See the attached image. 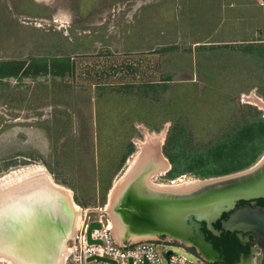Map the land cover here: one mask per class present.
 <instances>
[{"label":"rangeland","instance_id":"obj_1","mask_svg":"<svg viewBox=\"0 0 264 264\" xmlns=\"http://www.w3.org/2000/svg\"><path fill=\"white\" fill-rule=\"evenodd\" d=\"M186 1L192 4L194 2L196 4L201 2L205 4L207 0ZM186 1L183 4H186ZM151 2L152 0H0V181L9 175L20 173L27 169L44 167L45 162L42 161L43 159L41 160L42 157H45L48 161L50 160V163L56 167L54 171L57 174L61 172L60 175H63L64 180L77 181L73 178L75 174L74 170H71L70 162L61 160V163H57L54 161L53 156L57 157L58 153L63 152L61 145L63 141L57 142L56 139L52 141L48 137V129L45 130L46 133L43 132V121H39L46 120L45 118H49L56 110L50 103L56 101L57 98L60 100V98L68 99L69 97L72 104L75 102L78 104L77 107L72 108V111H70L73 112L70 115L76 120L74 125L76 128L73 130V135L79 134L78 138H72L73 136L69 135L72 138L71 140H77L72 145L71 151L76 153L77 150H80L82 162H84L86 155L91 160L95 158L98 162L101 154L103 162L105 158L103 154H106L103 149V142L112 144V150H114L112 163L116 160L111 166L112 175L107 170L108 167L104 166V162L101 166L103 169V181L108 183L110 175L112 177L110 186V190H112L116 180L124 174V171L126 173L130 157L132 159L139 152L141 142L145 144L152 139L151 135L160 136L165 134L164 141L160 144L161 152L164 154L163 147L172 128L170 127L172 123H165L160 130H155L143 120L131 122L132 118L137 117H146L153 122L158 118L142 109L141 106H136V113L126 118L128 125L122 129L119 125L120 120H123L122 114L117 115L112 111L110 112L111 115L103 114L102 111L108 108L106 100H102L98 95L100 92L99 88H123L128 85L139 86V84L152 81L168 80L172 78V76L170 77L172 63H174V66H178L181 71L176 77L179 81L170 83L171 87H177L178 89V86L183 81H190L196 84L193 91L196 95L203 96L216 92L214 101L218 104L223 103L219 101L220 98L218 96L221 94L219 91L229 89L232 92L234 91L231 93L236 103L244 106L243 111L236 115V118L241 120L239 123L250 121L254 118L252 114L257 111L261 112L260 115L264 117V112L259 106L248 98L254 94L264 100V44H246L244 42L235 44L217 43L208 34L205 35L209 31V27L204 25V23L203 26L202 23H198L197 28L200 30L192 26L187 27L186 32L182 31L183 34L179 36L178 43H171L169 40L168 42L164 41L163 46H169L170 43L182 48L179 57L171 61L168 57L165 59L160 57L161 59H159L153 55L152 58L154 59L152 60L149 56L151 52L138 45L140 43H138L139 37L131 35L137 30L134 24L141 22L143 26L144 22L150 17L149 14L155 11L166 13L167 16L169 14L168 21H158V25H166L168 24L167 22L173 23L176 10L179 9L177 11L180 12L183 9L179 5V8L175 7L171 2L167 6H164V3L152 5L150 4ZM207 4H210V2ZM184 7L186 6L184 5ZM194 14L198 13L194 12ZM137 27L139 28V26ZM229 27L224 26L220 28L219 32H227ZM129 36L130 39L128 38ZM165 38L174 39L173 41H175V33L174 36L172 34H169V37L165 35ZM202 39L205 42L194 44L197 40ZM250 46H253V48L251 49ZM57 57L70 58L72 69L68 70L64 76L54 75L53 68H49L47 74L40 71L34 75L31 68L28 75L25 72L18 77H4L7 76L6 70H13V67L6 65L5 62L19 61L26 62L27 65L34 63V61L36 64L45 61L51 63ZM198 65L203 67L202 72L204 73L211 69H214V71L219 70V72H214L216 77L211 82L202 80L199 75L197 79L190 70L196 71ZM210 88H215V90H208ZM172 91L174 90L171 89L168 94H163L158 90L156 94L148 89V93H141L140 90L134 88L132 94H139L143 99L145 97L149 100L148 102L154 103L157 100L161 103L163 99L172 96ZM137 99L140 100L139 98ZM117 102L121 103L120 100ZM94 109L98 111L97 120L92 117ZM112 109L115 111L117 106ZM243 113L246 114L245 118L242 115ZM100 120H103V122L107 121L109 124L112 122L113 124V127H105L109 130L111 137L108 140L105 139L108 138L105 137L108 136V133L103 132L102 143L99 146L101 151L96 143L89 142L90 138L88 139V137L90 136L86 131L89 127L91 128V121L97 123L96 129H98ZM47 125L49 126V122L46 123ZM55 126V123L52 122L51 128L53 129ZM77 126L80 127L78 128ZM116 128L123 130L124 134L121 135L118 130L115 131ZM84 131L86 132V138H80V136H83L82 133ZM102 131H104V126ZM129 132H132L133 136L126 140ZM222 133L223 131L216 134L220 135ZM213 138L202 139L197 136L194 143L198 145L207 144ZM132 146L134 151L130 152ZM51 150L52 156L48 155ZM118 153H120L121 158ZM263 156L264 153L253 165ZM124 157L126 159L123 166L119 171H116ZM146 165V168L140 171L143 173L142 176H144L145 182L148 181V173L154 170L152 164ZM47 171L49 172L48 169ZM49 173L52 179L60 184L58 179L62 177L60 176L59 178L55 176L57 174ZM168 173L163 176L158 175L154 179L155 182H184L191 178H198L191 174L170 178L167 176ZM263 178L264 175L257 180L260 181L257 186L262 184ZM110 190L104 195L103 201L100 194H98L100 201L98 202L97 195L96 202L91 203L89 208H105L110 202L111 206L107 207V213L111 220L116 223L117 230L120 232H122L121 230L131 232L151 229H140L143 225L128 218L126 212V210L128 211V204L124 196L125 190L122 191L123 193L119 200H116L115 197L112 201L110 200ZM81 196L85 199H91V193L84 190L83 192L81 191ZM79 206L82 209H86L84 205ZM122 210H125V212L120 219V211L122 213ZM159 234H169L167 237H170L173 233L157 232L156 235H153L155 237L144 240L161 238L158 237ZM182 239L180 238L181 241H183ZM124 240L127 239H122V241ZM130 240L135 241L133 239ZM186 243L192 245L193 250L197 249L199 252L202 250L198 243L191 241ZM68 244L69 241L67 242ZM167 246V249H171L175 253L184 255L192 260L196 259L197 254L193 250L185 252L182 248H178L181 246L178 243L170 242L167 243ZM190 251L193 256L189 254ZM201 252L204 251L202 250ZM204 254L209 255L206 252ZM256 255L249 259L250 264H261L262 256ZM0 264L7 263L0 261Z\"/></svg>","mask_w":264,"mask_h":264},{"label":"trees","instance_id":"obj_2","mask_svg":"<svg viewBox=\"0 0 264 264\" xmlns=\"http://www.w3.org/2000/svg\"><path fill=\"white\" fill-rule=\"evenodd\" d=\"M55 60V62L52 61L51 63L45 61L38 64L34 61V63L32 62L28 65L26 62L19 61L5 62L6 65L13 67V70H6L7 76L4 77H18L20 74L25 72V74L28 75L31 68L33 69L34 75L40 71L47 74L49 68H53L54 75L64 76L68 70L72 69L70 58L57 57ZM202 68L203 67L198 65V69H196L198 75L201 76L202 80L210 82L214 77H216L214 72H219V70L214 71V69H206L209 71L204 73L202 72ZM162 82L163 83L157 84H141L139 86L128 85L123 88L101 87L99 88L100 92L98 95L102 100L105 99L107 102L106 106L108 109L102 111L104 115H111V111L117 115H123V120L121 119L119 122L122 129L128 125L126 118H129L130 115L136 113V106H141L142 109L148 111L153 116H157L158 118L155 122H153L146 117H137L132 118L131 122L135 119L143 120L155 130H160L166 122L172 123L170 125L172 128L168 133L166 143L163 147L164 155L168 158L172 165V168L167 175L168 177L176 178L184 174H191L195 177L205 179L228 175L253 166V164L264 153V117L260 115L261 112L257 111L252 114L254 118L250 121H243L242 123H239L241 120L236 118V115L243 111L244 106L236 103L232 94L234 91L232 92L229 89H221L222 91H219L221 94H219L218 97L220 98L219 101L223 102L222 104H218L214 101L216 98V92L203 96L196 95L193 92L196 84H193L190 81L182 82V84L178 86V89L173 88L172 90L174 91H172V96L163 99L161 103L157 100L154 103L148 102L149 100L145 97L143 99L139 94H132V90L134 88L140 90L141 93H148L147 90L149 89V91L155 92L156 94L158 93V90H160L163 94H168V92L171 91V86L164 81ZM208 90H215V88H210ZM118 100H120L121 103H118ZM116 106L117 109L114 111L112 108H116ZM242 115L245 118L246 114L243 113ZM103 126L104 131H102ZM105 127H113L112 122L109 124L107 121H99L97 129L99 141L97 144L98 148L102 143L101 139H103V132L108 133V136H105L108 138L105 139L108 140L110 139L109 137H111L109 130ZM117 130L121 133V135L124 134L123 130L116 128L115 131ZM221 131H223L222 134H216ZM131 136H133V133L129 132L126 140H129ZM197 136L202 139L211 137L214 138L207 144L198 145L197 143H194ZM103 145V149L106 151V154H103V156H105L103 161L104 166L108 167L107 170L112 175L111 166L116 161L115 160L114 163H112L114 157V150H112L113 145L106 143L105 141L103 142ZM99 150L101 151L100 148ZM133 151L132 146L130 152ZM118 154L120 157V153ZM125 159L126 157L123 158L121 164L117 168L118 170L115 169L116 171L121 169ZM103 162L100 154V161L98 163L97 170L98 181H96V183L99 184L101 189L100 196L102 197V201L104 200V195L107 194L111 185V175L107 184L103 181V169L101 167ZM89 188L90 187L83 189L88 193L94 194ZM74 200L78 204L86 206V203H83L77 195L74 196ZM262 201L264 202V200ZM241 205H246V202L242 200ZM226 217L227 213L223 215V218ZM214 227L219 231L222 229L220 220L214 223ZM202 232L206 235L207 240H213L217 247L223 246L225 248V252H227V250L232 252L234 255L232 256L234 258L228 259V262L230 263L232 260L238 259L240 253L243 252L242 250H245L241 242L235 237L236 234L234 233L221 230V236L217 237V235L209 230L205 224H203Z\"/></svg>","mask_w":264,"mask_h":264},{"label":"bare ground","instance_id":"obj_3","mask_svg":"<svg viewBox=\"0 0 264 264\" xmlns=\"http://www.w3.org/2000/svg\"><path fill=\"white\" fill-rule=\"evenodd\" d=\"M248 98L264 112V100L261 97L252 94ZM151 137L152 139L148 140V143L146 142L147 144L141 142L139 152L132 159L130 157L126 173L124 171V174L116 180L112 190H110L111 201L115 197L116 200L120 199L124 187L127 186L136 174L146 168V164H152L154 166V170L148 173L149 175L147 174V180L151 186V191L156 194L186 192L198 186L200 181L198 178H191L184 182H155L154 179L158 175L163 176L167 174L172 166L160 148L165 134L160 136L155 134L151 135ZM263 164L264 156L253 165L254 168L251 170L259 168ZM49 172L45 166L35 167L9 175L0 181V213H2L0 219L5 220L3 218L5 215H3V212H11L8 216L9 220H7L10 227L7 228L4 226V222L0 224V261H3V263L67 264V259L70 254V246L69 244L67 245V241L69 238L74 237L82 222V210L74 200L73 191L69 187L56 183ZM262 187H264V178L260 186H255V188ZM110 206L111 203L109 202L107 207L109 208ZM124 212L125 210H122V213L120 211V219L123 217ZM45 220L48 221L43 223ZM52 220L55 223L49 222ZM111 224L114 233L116 232V236L119 237V241H122V239L144 240L155 237L153 235H156L157 232L172 233L166 228L150 225H143L142 228L139 227L140 229L151 228L149 230H135L131 232L121 230L122 232H120L117 230V225L114 221ZM35 227H40L45 231L44 235L48 239L47 244L51 242L55 246L53 250L48 249L47 244H45L44 250L41 248L43 244L38 248L36 246L38 239H36L37 243L33 246L30 242L25 241L26 236H20L18 233L19 230L23 231L27 229L25 231H29ZM62 231L64 232L63 235L61 234ZM31 236L35 237L33 234ZM59 236L62 238H59ZM170 238H183L182 240L184 242L187 240L196 244L198 243V246L206 254L210 255L208 246L199 242L193 230L187 233L173 232Z\"/></svg>","mask_w":264,"mask_h":264},{"label":"crops","instance_id":"obj_4","mask_svg":"<svg viewBox=\"0 0 264 264\" xmlns=\"http://www.w3.org/2000/svg\"><path fill=\"white\" fill-rule=\"evenodd\" d=\"M186 1V0H185ZM184 0H152L150 4L152 5H160L161 3L165 6L171 2L175 7L178 5L182 7L183 10L177 9L175 12V17L173 20V23L167 22L168 24L161 26L158 25V21L165 22L169 19L166 13H163L161 11H155L152 12L150 17L144 22V25L142 26L141 22H137L134 24V27L137 29L133 35V37L138 36V45L143 47V49L148 50L150 53V57L153 60V55L159 59L163 58L165 59L168 57V59H171V61L179 57L182 48L180 46H176L174 44H170L169 46H163L164 41L168 40L171 43H178L179 36L182 35V31L186 32L187 27H194L197 30L198 29V23H203L204 25H207L209 27V31L206 34L210 36V38L214 39V42L217 43H246V44H264V2L262 0H207L205 4L201 3H195L192 4L191 2H187L186 4H183L185 2ZM210 4H207L209 3ZM147 4V5H150ZM192 6L189 7L188 6ZM184 5L186 7H184ZM179 8V7H178ZM186 8L188 9L186 11ZM194 12H197L198 14H194ZM179 15V16H178ZM179 17V18H178ZM198 17V19H197ZM177 19V21H176ZM197 19V20H196ZM230 22V23H228ZM139 26V28L137 27ZM141 26V27H140ZM224 26H230L227 30V32H219L220 28H223ZM142 27H144L142 29ZM175 33V41L174 39L165 38V35L169 37V34H172L174 36ZM199 33V32H198ZM200 34V33H199ZM204 35V34H203ZM130 39V36L128 37ZM207 41V40H206ZM205 42L202 40H197L194 44ZM137 45V46H138ZM171 45V46H170ZM252 49L253 46H250ZM131 49V48H130ZM129 49V50H130ZM157 52V53H154ZM169 55V56H168ZM161 57V58H160ZM172 67L170 69V77L172 78L168 80H164V82L170 84L174 83L175 81H179L178 78H176L179 75V72L181 71L178 66H174V63L171 64ZM191 73L198 79V72L190 70ZM50 73V72H49ZM184 82V81H183ZM149 83H163L162 81H155V82H149ZM147 84V83H145ZM141 85V84H139ZM70 88V86H68ZM177 88V87H174ZM173 89V87H171ZM71 99L67 98H57L56 101L53 103H50L53 108L56 110L52 115L49 116V118H45L46 120H39L43 121L44 128L43 132L46 133L45 130L48 129V137L52 139H56L57 142L60 140L63 141L62 148L63 152H60L57 154V157L53 156L54 161L57 163H61V160H65L67 162H70V165L72 166L71 170H74L75 178L77 181H68L64 180L63 175H60L61 172L58 174L56 171V167L50 163V160H46L45 157H42L41 160L44 161L46 168L52 172L51 174H57L56 177L60 176L62 178L58 179L60 181V185L69 187L73 193L74 196H78L80 200H82L83 203H86L84 208H89L91 203L96 202V196L100 194V187L99 184L96 183L98 181L97 177V170H98V163L93 158L91 160L90 157L86 155V158H84V162L81 157L80 150H77L75 153L74 151H71L72 145L76 143L75 140H71L72 138H78L79 134L73 135V130L76 128L74 125L76 123V120L70 115L73 112L72 108L77 107V102L71 103ZM55 105V106H54ZM58 106V107H56ZM41 108V107H39ZM76 109V108H75ZM98 111L97 109H94V114L92 117L95 119L97 118ZM96 116V117H95ZM41 118V117H39ZM97 120V119H96ZM136 120V119H135ZM49 122V126H46V123ZM52 122L55 123V128H51ZM41 123V122H40ZM170 123V122H166ZM74 126V127H73ZM97 123L91 121V128L87 129V133H89L88 139L89 142H92L93 144H98V138H97V129H96ZM78 128L80 126H77ZM134 129V128H133ZM80 132V131H79ZM72 135L73 137L71 138ZM83 136H80V138H86V132L84 131L82 133ZM85 135V137H84ZM54 145V144H53ZM50 156H52V150L48 152ZM51 158V157H50ZM45 159V160H44ZM112 179V177L110 178ZM92 181V182H91ZM90 182V183H89ZM89 183V184H88ZM107 184V183H106ZM105 184V185H106ZM111 186V185H110ZM93 191L94 194H91V199H84V197L81 196V191L83 192V188H88ZM111 188V187H110ZM74 189V190H73ZM110 190V189H109ZM85 191V190H84ZM98 202L100 201L99 195L97 198ZM80 205V204H79Z\"/></svg>","mask_w":264,"mask_h":264},{"label":"water","instance_id":"obj_5","mask_svg":"<svg viewBox=\"0 0 264 264\" xmlns=\"http://www.w3.org/2000/svg\"><path fill=\"white\" fill-rule=\"evenodd\" d=\"M262 1L264 2V0ZM253 168L254 166H251L228 175L200 179L197 187L186 192L162 194L152 192L151 186L148 181H144L143 173L140 172L123 189L128 204L127 216L130 220L141 225L166 228L172 233H187L193 230L199 242L210 248V243L202 232L201 223L204 222L209 230L219 234L220 231L214 227V223L220 220L221 230L231 233H253L260 246L257 252L262 253L261 264H264V206L238 205L242 200L264 197V187L255 188L260 183L257 180L264 173V164L251 170ZM10 213L3 212L5 220L0 219V224L4 222V226L7 228L10 227L7 223ZM226 213L227 217L223 218ZM30 222L32 223L31 218ZM49 222L55 223L53 220ZM101 227L102 224L98 221L90 224L88 229L90 244L95 243L91 238L92 231ZM25 230L27 229L19 230V235L26 236L25 241L30 242L33 246L38 239L36 246L40 248V245L43 244L41 248L44 250L48 241L44 235L45 231L40 227L29 231ZM32 234L35 237H32ZM61 234L63 235L64 232L62 231ZM59 238L62 237L59 236ZM47 245L48 249L53 250L55 247L51 242Z\"/></svg>","mask_w":264,"mask_h":264},{"label":"built area","instance_id":"obj_6","mask_svg":"<svg viewBox=\"0 0 264 264\" xmlns=\"http://www.w3.org/2000/svg\"><path fill=\"white\" fill-rule=\"evenodd\" d=\"M81 210L82 222L74 237L69 240L70 254L67 264H214L197 249L193 250L192 245L178 238L119 241L111 224L113 220L107 213V206L105 208H81ZM94 221L100 222L102 227L92 231L91 238L95 243L90 244L88 229ZM170 242L178 243L181 245L178 248H182L185 252L193 250L197 254L196 259H189L167 249V243ZM189 254L193 256L191 251ZM257 254L262 256V253L257 252ZM91 258L93 259L90 260Z\"/></svg>","mask_w":264,"mask_h":264},{"label":"flooded vegetation","instance_id":"obj_7","mask_svg":"<svg viewBox=\"0 0 264 264\" xmlns=\"http://www.w3.org/2000/svg\"><path fill=\"white\" fill-rule=\"evenodd\" d=\"M264 200V197H260V198H256V199H251V200H243L246 202V205L248 204H252V205H264V202L262 201ZM240 201L238 203V205H241ZM202 224V228H203V224H205L204 222L201 223ZM206 225V224H205ZM221 230L219 234H215L217 235V237L221 236ZM236 234L235 237L241 242V244L243 245V248L245 250H242L243 252L240 253V255L238 256V259H234L232 260V262H228V259L230 258H234L232 252L230 250H227V252H225V248L223 246L217 247L215 245V243L213 242V240H207L206 235H205V239L210 243L211 248L208 246L209 249V253L210 255H205L203 252L202 255L209 261L215 263V264H250L249 259L252 258L253 256H256L257 251L259 249V245L256 242L255 236L253 233L248 232V233H234ZM167 234H159L158 237L161 238H165L167 237ZM234 253V252H233ZM212 254V255H211ZM233 255V256H232Z\"/></svg>","mask_w":264,"mask_h":264},{"label":"snow or ice","instance_id":"obj_8","mask_svg":"<svg viewBox=\"0 0 264 264\" xmlns=\"http://www.w3.org/2000/svg\"><path fill=\"white\" fill-rule=\"evenodd\" d=\"M0 216H2V213H0Z\"/></svg>","mask_w":264,"mask_h":264}]
</instances>
